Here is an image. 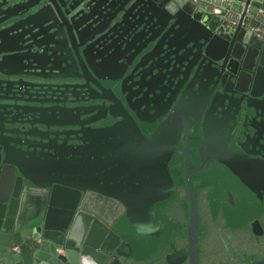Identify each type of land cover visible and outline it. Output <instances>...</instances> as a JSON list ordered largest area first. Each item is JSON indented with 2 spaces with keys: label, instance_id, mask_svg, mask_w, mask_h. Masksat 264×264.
<instances>
[{
  "label": "water",
  "instance_id": "95a60500",
  "mask_svg": "<svg viewBox=\"0 0 264 264\" xmlns=\"http://www.w3.org/2000/svg\"><path fill=\"white\" fill-rule=\"evenodd\" d=\"M234 94L264 135V0H0V264H196L186 170V248L147 263L130 232L181 120ZM260 145L214 170L263 174Z\"/></svg>",
  "mask_w": 264,
  "mask_h": 264
},
{
  "label": "flooded vegetation",
  "instance_id": "af4514ba",
  "mask_svg": "<svg viewBox=\"0 0 264 264\" xmlns=\"http://www.w3.org/2000/svg\"><path fill=\"white\" fill-rule=\"evenodd\" d=\"M233 99L237 101L234 107L236 114L234 111L228 112L223 100L219 99L211 104L209 98L197 120L190 117L181 120L171 139L172 145L164 154L163 168L153 190L154 194L163 192L164 198L168 195L160 205H152V209H160L165 223L170 222L167 210L171 205L179 208L180 213L175 218L177 232L174 243H179L178 246L175 245L177 249L184 250L187 246L184 234L187 233L190 213L186 170L193 195L196 264L201 259L211 264L213 257L219 261L214 264H229L230 252L235 249L243 254V260L236 264L264 257V173L254 171L255 173L241 175L223 171L219 175L214 170L217 164L214 156H222L217 151L222 154L249 153L256 157L258 147L263 143L258 140L262 128L249 127L247 124L253 123L255 119L250 112L248 116L244 115L246 111L241 96L234 94ZM245 118L246 122L241 128ZM143 133L148 135L144 130ZM228 133L230 137L227 136ZM261 136L264 138V135ZM263 149L264 146L260 145V151ZM198 152L203 153V157L197 156ZM262 155L264 158V154ZM219 196H223L225 200L227 197L231 198L234 203L238 201L239 211L228 214L225 203L224 210L220 206ZM248 197L255 201L245 202ZM229 216L231 217L228 218ZM152 218L154 220L155 215ZM255 219L260 226L253 222ZM218 225L224 227L221 233L217 232ZM182 257L183 264H188V255L185 253Z\"/></svg>",
  "mask_w": 264,
  "mask_h": 264
},
{
  "label": "crops",
  "instance_id": "0c3cea01",
  "mask_svg": "<svg viewBox=\"0 0 264 264\" xmlns=\"http://www.w3.org/2000/svg\"><path fill=\"white\" fill-rule=\"evenodd\" d=\"M163 194V192L155 194L150 203L151 205L149 204L139 223L133 227L134 236H136L133 239L134 246L137 250L144 252L145 258L148 259L146 261L147 263L154 260L156 256L155 253L158 254V256L170 254L172 255V259L174 257L173 252L179 244L178 242L174 243L175 234L177 232L175 218L180 213L179 208L172 204L167 210V214L170 216V222L168 223L164 222V217L161 215L160 209L156 207H153L152 209L153 204L159 203L157 204L158 206L161 201H163L166 197L168 198V195L164 198L165 195ZM152 214L155 215L154 220L152 218ZM167 242H171V246H169ZM217 262H219L218 259L214 257L211 258V264Z\"/></svg>",
  "mask_w": 264,
  "mask_h": 264
},
{
  "label": "rangeland",
  "instance_id": "374dc122",
  "mask_svg": "<svg viewBox=\"0 0 264 264\" xmlns=\"http://www.w3.org/2000/svg\"><path fill=\"white\" fill-rule=\"evenodd\" d=\"M163 195H164V194H163ZM140 225H141V224H140ZM141 226H142V225H141ZM130 234L133 235V236L135 235L133 231H131ZM135 237H136V236H134V238H135ZM167 243H168L169 246H171V242H167Z\"/></svg>",
  "mask_w": 264,
  "mask_h": 264
}]
</instances>
